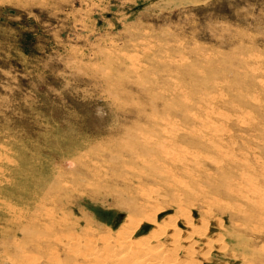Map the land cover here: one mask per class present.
<instances>
[{
  "label": "rangeland",
  "instance_id": "rangeland-1",
  "mask_svg": "<svg viewBox=\"0 0 264 264\" xmlns=\"http://www.w3.org/2000/svg\"><path fill=\"white\" fill-rule=\"evenodd\" d=\"M245 191L264 194V0H0V264H64L65 240L113 244L154 208L177 258L185 216L197 264H264Z\"/></svg>",
  "mask_w": 264,
  "mask_h": 264
},
{
  "label": "bare ground",
  "instance_id": "bare-ground-1",
  "mask_svg": "<svg viewBox=\"0 0 264 264\" xmlns=\"http://www.w3.org/2000/svg\"><path fill=\"white\" fill-rule=\"evenodd\" d=\"M206 125H207L206 127L204 125L205 127L204 129H206L210 133L214 131H218V129L214 126L215 124L213 125L211 122H208V124ZM167 151L171 152L170 150H167ZM167 151H166V154H167ZM163 152L165 151H162V153ZM185 153L186 152H184V154ZM179 154L181 153L179 152ZM187 155H189V153ZM190 155H189L190 157H194L192 154ZM170 159H171V162L173 161L174 163L180 160H181L180 162H182V157L177 154L176 155L171 154L169 160ZM183 159H185L184 156H183ZM251 176L249 175L243 176L241 178V183L250 185V182L252 183L253 181ZM251 187L249 188L251 189ZM256 192H253L252 195L247 194V192H246L247 195L242 194V193L241 194L244 197L243 199L250 201L258 209L260 207L263 208L264 207V196H263L264 194L263 195L262 193L260 194L259 191H256ZM238 196H240V194H238ZM151 210L152 212L150 213H148V211L146 210L145 212L143 211V213L136 215L137 217L131 218L130 216L129 218H126L124 222L121 224L120 226L121 231L120 233L118 231L117 233L118 235H116L113 244H111L112 242L110 243L108 241V238H101L99 240L103 242L102 243L103 245H101V248H95L94 241H93L94 239L93 240L92 239H82V242H83L82 246L84 247L77 248L76 247L77 244L75 243L74 239L65 240V244L64 243L62 244V248H64V250L68 254H64L65 257L67 258L65 259L67 260V262H65L64 264H197L196 261H193L192 259L189 258L192 255L191 253H193L192 251L193 246H191V243L195 239V236L202 237L201 234L203 230L201 231V229H195V228L189 227L190 225L189 220L187 219V217L182 216L184 226L188 228V231H187L188 233L186 232V234L182 238L183 240L182 246H181L182 248L180 250L182 252L183 257L179 259L176 256V253L179 250L178 248L179 245H177L178 237H177L176 229L173 223L171 221H168L170 220L168 218H167L168 220L162 219L161 222L156 221L155 217L157 216V212L159 210L157 208H154ZM143 223L152 225L154 229L152 233L150 234V236H147L145 239L140 238V240L135 241V234H134L135 227ZM166 228H170L171 231L169 230L170 232H168L167 231L168 229ZM165 232L168 234L166 235L167 236L166 242H167V245H169L167 249L166 248L164 249L163 247H161L160 244H156L155 246H150L151 244L150 245L148 244L149 241L160 238ZM68 260H69V263H68Z\"/></svg>",
  "mask_w": 264,
  "mask_h": 264
}]
</instances>
